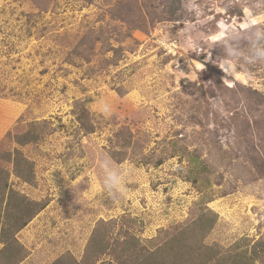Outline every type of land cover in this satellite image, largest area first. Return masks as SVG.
<instances>
[{
    "label": "rangeland",
    "instance_id": "1",
    "mask_svg": "<svg viewBox=\"0 0 264 264\" xmlns=\"http://www.w3.org/2000/svg\"><path fill=\"white\" fill-rule=\"evenodd\" d=\"M17 150L34 179L9 187L46 204L18 264L80 261L101 221L162 244L207 211L191 244L263 248L264 0H0L3 170Z\"/></svg>",
    "mask_w": 264,
    "mask_h": 264
},
{
    "label": "trees",
    "instance_id": "2",
    "mask_svg": "<svg viewBox=\"0 0 264 264\" xmlns=\"http://www.w3.org/2000/svg\"><path fill=\"white\" fill-rule=\"evenodd\" d=\"M85 131L93 132L92 126L88 125ZM28 134L16 137L21 146L38 140V135H33L32 130ZM5 158L12 166L11 172L0 167V264H18L26 257V251L16 240V235L46 204L28 200L9 187L8 178L11 174L25 183H32V163L26 160L20 150ZM192 181L195 183L196 180ZM198 220L201 223L199 229H195V226L183 228L166 241H161L162 244H157V236L147 244H141L131 230H123L122 237L119 234V237L109 241L106 235L109 224L101 221L94 228L80 261L65 255L53 264H257V260L264 257L262 244L257 245L258 251L253 248L250 252L245 244L239 242L225 250L216 246L206 248L200 243L191 244L189 241L196 235H203L207 227L214 224L216 215L207 211ZM101 227L105 228L103 232ZM104 256L109 259H102Z\"/></svg>",
    "mask_w": 264,
    "mask_h": 264
},
{
    "label": "clouds",
    "instance_id": "3",
    "mask_svg": "<svg viewBox=\"0 0 264 264\" xmlns=\"http://www.w3.org/2000/svg\"><path fill=\"white\" fill-rule=\"evenodd\" d=\"M111 179L114 182V185L117 189V194H113L114 196L116 195H123L125 193V191H127L128 189L126 188V184H125V179L124 177H111ZM107 183L106 180H104V185Z\"/></svg>",
    "mask_w": 264,
    "mask_h": 264
}]
</instances>
